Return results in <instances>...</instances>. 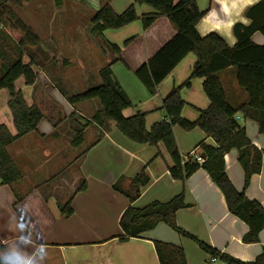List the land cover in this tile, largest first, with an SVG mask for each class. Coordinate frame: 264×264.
<instances>
[{
	"label": "crops",
	"instance_id": "crops-1",
	"mask_svg": "<svg viewBox=\"0 0 264 264\" xmlns=\"http://www.w3.org/2000/svg\"><path fill=\"white\" fill-rule=\"evenodd\" d=\"M3 1L7 3L9 13L11 12L16 18H23L17 15L18 9L24 11L27 8L29 12L33 13L31 17L34 19L44 18L49 22L50 20L54 21L53 14L59 12L57 4L62 12V24L68 28V23L66 26L65 22L69 19L70 12L65 10L66 6L82 4L85 12L83 11L82 15L76 13L83 18L85 16L90 18L101 3L106 0ZM195 1L198 9L204 11L203 16L195 25L197 33L200 36L216 33L229 47H234L237 42L233 33L234 24L248 25L250 20L245 16V10L260 0H252L251 3H248V0ZM109 4L116 13H121L130 4H134V0H109ZM29 6H33V8ZM134 6L137 15L155 11L147 4H134ZM53 8L55 11L51 15L50 12L53 11ZM7 24L4 19L0 20V30L9 35V41H11L10 37L16 40L11 35L14 32L13 29ZM29 27L32 30V26ZM62 29L61 25L56 28L50 27L47 32L49 39L46 38L45 43L38 41V43L21 47L23 61L29 62L32 57L33 68L37 71L38 77L33 85H26L23 79L19 78L15 82V86L21 90L28 105L35 104L41 109L42 118L37 125V132H31L18 138L8 147V151L20 171L21 178L30 177L32 180L35 179L36 183H33V187L25 192L22 199H18L16 188L13 190L9 185L0 184V243H11L15 238L16 233L9 227L10 220L15 216L17 222L22 220L27 225V230L31 232L36 242L46 244L48 257L44 264H159L153 244L154 240L180 246L184 251L187 264H219L218 259L215 263L210 262L209 255L201 252L192 240L177 234L162 222L153 229L142 233L141 237H130L125 241L118 239L121 234L119 219L129 206V200L115 190L113 185L118 183L123 190L127 189L130 180L145 168L149 182L140 187V195L132 203L133 206L142 207L152 201L166 202L184 191L186 207L176 212V223L181 229L232 257L243 261L254 260L264 250V228L259 233L258 242L244 243L242 236L247 232L248 226L228 211L220 188L204 169L196 170L184 182L173 179L168 170L172 161L161 142L157 144V147L136 143L124 136L113 121L108 122L107 129H103L94 122L87 126L83 125L82 142L77 146L70 144L77 120L82 124L86 120H90L100 109V104L98 108H95L93 114L87 117L76 109V104H69L66 98L59 93L54 86V79H56L54 69L59 70L57 74L59 72L61 74L64 61H58L56 58L57 64L52 66L51 59L54 58L52 50L64 51V49H69V45H73L78 51L76 70H81L83 80L87 78L90 71L85 68L87 65L95 66L98 70L95 62L103 60L104 63L106 59H103L101 50L93 49L94 46L92 47L93 54H91V50H88L89 47L85 42L79 45L64 43L63 36L69 34L67 29L64 28L65 33L62 32ZM55 30L62 35L60 39H55L54 34L57 35ZM108 30L110 29L103 31V39L120 45L121 56L128 66V72L133 75L138 66L145 63L177 32L175 25L164 16L158 17L147 29H142L138 19L119 29H113V32H110L113 40L107 37ZM124 35L128 36L127 39H132L127 45L121 47L123 43L119 44L120 41H116L115 38ZM251 40L258 45H264V36L258 31L252 34ZM15 43L12 41L11 44ZM136 43L139 46L135 54L131 56L134 62L132 65L125 56V48ZM25 48L30 53H26ZM89 56L93 57L94 63L87 62L86 58ZM195 59L193 53H188L183 57L161 81L154 94H151L146 88H141L133 78L127 79L125 73H121L120 69L115 68L119 62L113 63L111 65V70L113 66V75L130 100L131 93L127 89L126 80L134 85L137 98L141 97V99L135 100L144 104V106H136L132 110L126 109L124 114L129 116L137 111L147 112L145 118L147 128H150L154 122L164 119L165 113L160 109L162 98L173 87L182 85L190 76ZM103 66L104 64H102ZM115 70L119 72L118 76L115 75ZM76 74L75 77H78L77 71ZM61 76L63 78V75ZM217 76L225 90L226 101L229 105L237 107L246 103L247 93L237 82L235 67L230 66L218 72ZM89 81L86 79L85 82ZM202 82V78L194 77L190 80L189 86L180 89V97L186 103L181 110V115L190 121L197 119L198 109H205L210 104L203 91ZM8 100L7 90L1 89L0 124L5 125L11 134H15L13 119L7 105ZM91 101L96 102L95 99ZM131 102L133 101L131 100ZM55 107L61 110V115L57 118L54 117V112L50 113ZM76 115L80 117L77 118ZM236 119L239 125L245 128L246 135L251 142L263 151L261 171L253 174L249 185L244 188V172L237 160V151L232 148L224 156L225 172L238 191L244 190L249 199L257 200L264 208V134L259 132L255 121L245 119L240 112H237ZM87 127H91V129H87ZM101 131L103 134L97 140V137L94 136L99 135ZM86 132L89 133V136L86 137L87 142L84 138ZM173 133L179 152L184 159L193 153L197 154L196 144L201 141L211 145L215 144L213 138L207 137L199 127L185 131L180 130L179 126H174ZM67 136L69 138H66ZM62 137L66 139L64 140ZM87 147L88 149H86ZM157 151H159L160 157H156ZM56 155H59L60 159L67 157L68 166L67 169H64L66 176L67 172L71 171L68 175L70 181L67 183L68 188L60 192L62 196L59 202L49 192L46 199L42 197L38 185L45 183V178L48 175L46 173L37 175ZM81 184L84 187L79 190ZM34 195H38L39 200L34 202L32 215H27L24 211L28 212L26 209L28 206L24 207L23 202L27 203ZM69 199H71L72 213L67 216L62 214L60 209Z\"/></svg>",
	"mask_w": 264,
	"mask_h": 264
},
{
	"label": "trees",
	"instance_id": "trees-1",
	"mask_svg": "<svg viewBox=\"0 0 264 264\" xmlns=\"http://www.w3.org/2000/svg\"><path fill=\"white\" fill-rule=\"evenodd\" d=\"M134 4H147L155 11L137 15ZM134 4H130L121 13H116L110 6L109 0L103 1L90 18V33L101 38L104 30L119 29L137 19L140 20L142 29H147L158 17L164 16L175 25L177 32L145 63L138 66L134 74L146 89L154 94L161 81L179 61L188 53H193L196 59L191 74L182 85L173 87L162 98L160 109L164 111L165 118L147 128L145 124L147 112L137 111L129 116L124 114L132 103L112 74L111 65L115 62H122L124 65L126 63L121 56L120 46L102 37L101 47L104 51L113 53V57L100 68V83L77 93L68 94L66 91L62 93L71 105L92 99H98L100 104V109L90 120H86L83 124L77 120L70 144L77 146L82 142L83 127L89 123L94 122L107 129L110 121L115 123L116 128L124 136L136 143L157 146L161 142L172 161V165L168 167L171 177L184 182L196 170L204 169L220 188L228 211L248 226L242 241L258 242L259 233L264 228V208L257 200L249 199L244 190L238 191L233 186L225 172L224 156L232 148L236 149L237 160L244 172V188L249 185L251 176L261 171L263 151L247 137L245 128L237 122L236 114L240 112L245 119L255 121L259 132L264 134V45H258L251 40L252 34L257 31L264 36V0L245 10V16L250 20L248 25L234 24L233 33L237 39L234 47H229L216 33L212 32L206 36L197 33L195 25L204 11L198 9L195 0L177 2L134 0ZM10 14L6 1L0 0V20L4 19L10 28L19 33L16 40L10 37L11 41H9V35L0 30V90L6 89L9 94L7 105L15 128V134H11L5 125L0 124V184L9 185L14 190L16 183L21 179V174L13 162L8 147L18 138L37 132L42 111L35 104L28 105L21 90L15 86L19 78L23 79L24 84L33 85L38 77L37 71L33 68L32 57L25 63L21 50L25 45L37 43L38 35L19 18ZM131 39L125 40L123 45H127ZM12 41L16 43L11 44ZM230 66L236 68L237 82L247 93L246 103L237 107H232L226 101L225 90L217 76L218 72ZM194 77L203 79V91L210 104L205 109H198L197 119L190 121L181 115L186 103L180 97V89L189 86L190 80ZM53 112L56 118L61 115L58 107L52 108L50 113ZM174 126L185 130L199 127L207 137L213 138L215 144L211 145L204 141L197 144V154L201 157V161L193 160L190 155L184 159L173 137ZM102 134L101 131L97 140ZM159 154L157 151L156 156ZM148 182L149 178L143 168L130 180L127 189L123 190L118 183L113 185L115 190L129 200V206L119 219L120 241L130 237H141L142 233L162 222L196 241L210 258L218 259L221 264H264V250L254 260L243 261L218 251L181 229L176 223V212L186 207L184 191L166 202L152 201L142 207L133 206L132 203L140 195V187ZM83 187L81 184L78 189ZM60 212L67 216L72 213L71 199L64 204ZM153 244L159 264H187L180 246L157 240H154Z\"/></svg>",
	"mask_w": 264,
	"mask_h": 264
},
{
	"label": "rangeland",
	"instance_id": "rangeland-1",
	"mask_svg": "<svg viewBox=\"0 0 264 264\" xmlns=\"http://www.w3.org/2000/svg\"><path fill=\"white\" fill-rule=\"evenodd\" d=\"M58 8V13H54L55 9L53 8V11L50 12V14L55 16L54 21L53 20H45L44 18H37L34 19L33 17H31V12H29V9L26 8V10L22 11V9H18L16 11L17 15H19L20 17L22 16L23 18H20L21 22L24 25H28V26H32V30L36 33H39L41 35H38V41L45 43L46 38L49 39V36L47 34L48 30H50V27L56 28L58 27V25H61L62 32H64V28L67 29L66 31H68L67 36H63L64 38V43L69 42V44H73L75 43V45H79L80 43H84L89 47L88 50H91V54H93V49L96 48L98 50H101V54L104 56L103 59H106V61L100 60V62H95L97 64L98 70L100 67H102V64L106 65L108 63V60H110L113 57V53H110L109 51H104L103 48L101 47V43H102V38L98 39L96 36H94L93 34L90 33L89 28H90V18L85 16V18H83V16L78 15L77 13L82 15V12L84 11V5L80 4V5H68L65 7V10L70 12V17L68 20H66L67 22H65V25L67 26L68 23V28L64 27L62 24V18H61V9L59 7V5H57ZM30 8H33V6H29ZM55 7V6H53ZM77 12V13H76ZM85 12V11H84ZM60 14V15H58ZM84 15V14H83ZM49 16V13H48ZM79 16V18H78ZM53 21V22H52ZM6 25V24H5ZM14 32L11 33V35L14 38H18L19 37V33L17 32V30H13ZM54 32L57 33V31L55 30ZM61 32V33H62ZM110 32H113V29H110L107 31L106 35L109 39L113 40V36L110 35ZM114 32H121V31H114ZM65 33V32H64ZM54 36L56 37L55 39L57 40L58 38L60 39L62 37V35L58 32L57 35L54 34ZM121 37V38H120ZM115 38L116 41H120L119 44H122L123 41L125 39H127L128 36L124 35V36H120ZM38 43V42H37ZM118 44V43H117ZM85 46V45H84ZM85 46V47H87ZM94 46V47H93ZM120 46V45H119ZM123 46V44L121 45V47ZM138 43L136 44H132L129 47L125 48V56L128 58V62L130 64H134V62L131 59V56L133 54H135L136 49L138 47ZM93 47V49H92ZM101 48V49H99ZM25 52L26 53H30L28 52V49L25 48ZM53 54H54V58L51 59V64L52 66L54 64H57L56 58H58V61L62 60L64 61V64L62 66L63 69H61V74L59 72V74H57L56 69H54V73L56 74V79H54V86L57 88V90L59 91V93H63V91H66L68 94H73V93H77L80 91H83L84 89L91 87L93 85H96L97 83L100 82V77H99V71L97 70V68L95 66H86L85 68L90 70L89 73L87 74V78L90 81L89 82H85L86 79L81 77V70H76V65H77V54L78 51L75 49V47L73 45H69V49H64V51H60V50H52ZM87 62H89L90 64L94 63V59L92 56H89L86 58ZM117 69H120L121 73H125V77L127 79L133 78L137 84H139L141 86V88H146L140 81L139 79L136 77V75L134 74H130L128 71V67L124 65V63L119 62V64L116 65ZM76 71L78 73V77L76 74ZM98 72V73H97ZM118 71L115 70V75L118 76ZM112 74H113V66H112ZM63 75V78H61ZM97 79V80H95ZM126 85H127V89L129 90V93H131V100L133 102L132 105L128 108L130 110L135 109V107H141L144 106V104H141L140 102H138L135 99H141V97L139 96L137 98V92L134 88V85L132 83H130V81L126 80ZM144 86V87H143ZM148 92V91H147ZM149 93V92H148ZM127 94V93H126ZM63 95V94H62ZM130 99V98H129ZM130 100V101H131ZM95 103L93 101H85V102H80L76 104V109L80 110L81 113H83L84 115H87V117H90L93 112L95 111V108L99 107V102L97 99H95ZM77 118H79V115H76ZM87 129H91V127H87ZM180 130H185L181 127H179ZM185 131H189V130H185ZM96 134V133H95ZM87 135L89 136V133L86 132L85 133V141L87 142ZM97 135H95L94 137H97ZM173 137L175 140V135L173 133ZM66 138H69V136H67ZM65 137H62V139H66ZM69 140V139H68ZM176 142V140H175ZM177 144V143H176ZM197 145V144H196ZM195 145V146H196ZM153 146V145H151ZM153 147H157V146H153ZM58 156V157H57ZM161 155L159 154L156 157H160ZM68 166V161H67V157L65 159H60L59 155L54 156L52 159H50V161L48 162L47 166L45 169L40 170L38 172V176L42 175V174H47L48 176H46L45 178V183H40L38 185L40 193L42 195V197L44 199H46L48 197V195L51 193L52 196L54 197L55 200H57L59 202L60 197L62 196V194L60 192L67 190L68 186L67 183L70 182L69 181V173L67 172V176H66V172L64 171V169H67ZM60 172V173H59ZM28 175V174H27ZM30 177H25L24 179L21 178L19 180V182L16 183L15 188H16V192L17 195L22 199V197L25 196V192L30 190L31 187H33V183L35 184L36 181L35 179H31ZM50 179V180H49ZM30 180V181H29ZM30 182V183H29ZM22 186V187H21ZM49 192V194H47ZM47 194V195H46ZM39 200V196L38 195H34L27 203H24V207L28 206V208L26 207V209L28 210L27 215H32V210L34 207V202ZM39 203V202H37ZM36 203V204H37ZM170 228V227H169ZM171 229V228H170ZM173 230V229H171ZM174 232H176L177 234L184 236L180 233H178L177 231L173 230ZM186 237V236H184ZM188 238V237H187ZM190 240H192L198 247V249L205 253L200 247L199 245L196 243V241H194L193 239L189 238ZM221 264V263H219Z\"/></svg>",
	"mask_w": 264,
	"mask_h": 264
},
{
	"label": "clouds",
	"instance_id": "clouds-1",
	"mask_svg": "<svg viewBox=\"0 0 264 264\" xmlns=\"http://www.w3.org/2000/svg\"><path fill=\"white\" fill-rule=\"evenodd\" d=\"M252 0H248L251 3ZM9 227L16 233L11 243H0V264H44L48 257L47 246L36 242L27 225L17 222L14 216L9 222Z\"/></svg>",
	"mask_w": 264,
	"mask_h": 264
},
{
	"label": "built area",
	"instance_id": "built-area-1",
	"mask_svg": "<svg viewBox=\"0 0 264 264\" xmlns=\"http://www.w3.org/2000/svg\"><path fill=\"white\" fill-rule=\"evenodd\" d=\"M190 157L193 160H197V161H201L202 160L201 157L198 154H196V153L191 154ZM210 262L215 263L216 262V258H210Z\"/></svg>",
	"mask_w": 264,
	"mask_h": 264
}]
</instances>
